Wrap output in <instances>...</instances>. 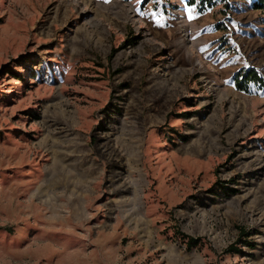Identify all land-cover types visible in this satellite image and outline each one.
I'll list each match as a JSON object with an SVG mask.
<instances>
[{
    "label": "rangeland",
    "instance_id": "rangeland-1",
    "mask_svg": "<svg viewBox=\"0 0 264 264\" xmlns=\"http://www.w3.org/2000/svg\"><path fill=\"white\" fill-rule=\"evenodd\" d=\"M256 0H0V264H264Z\"/></svg>",
    "mask_w": 264,
    "mask_h": 264
},
{
    "label": "trees",
    "instance_id": "trees-1",
    "mask_svg": "<svg viewBox=\"0 0 264 264\" xmlns=\"http://www.w3.org/2000/svg\"><path fill=\"white\" fill-rule=\"evenodd\" d=\"M159 0H147V3H157ZM190 6L198 7L201 12H205L209 8L216 5L215 0H187ZM168 2V0H167ZM254 7L264 10V0H256ZM235 85L239 91L249 92L251 87L264 89V77L254 69L242 70L235 76Z\"/></svg>",
    "mask_w": 264,
    "mask_h": 264
}]
</instances>
